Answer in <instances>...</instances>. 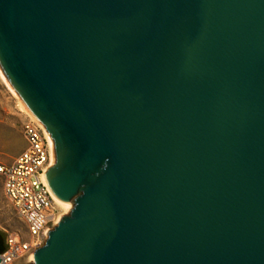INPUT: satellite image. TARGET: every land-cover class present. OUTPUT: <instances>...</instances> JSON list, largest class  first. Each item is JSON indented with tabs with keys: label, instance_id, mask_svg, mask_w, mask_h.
Here are the masks:
<instances>
[{
	"label": "water",
	"instance_id": "95a60500",
	"mask_svg": "<svg viewBox=\"0 0 264 264\" xmlns=\"http://www.w3.org/2000/svg\"><path fill=\"white\" fill-rule=\"evenodd\" d=\"M0 66L74 203L32 264H264V0H0Z\"/></svg>",
	"mask_w": 264,
	"mask_h": 264
},
{
	"label": "built area",
	"instance_id": "2783aa9c",
	"mask_svg": "<svg viewBox=\"0 0 264 264\" xmlns=\"http://www.w3.org/2000/svg\"><path fill=\"white\" fill-rule=\"evenodd\" d=\"M26 149L9 165H0L4 195L24 231L9 233L0 264L34 262L49 233L59 224L62 209L51 192L46 174L53 162V146L42 123L32 117L23 126Z\"/></svg>",
	"mask_w": 264,
	"mask_h": 264
},
{
	"label": "rangeland",
	"instance_id": "374dc122",
	"mask_svg": "<svg viewBox=\"0 0 264 264\" xmlns=\"http://www.w3.org/2000/svg\"><path fill=\"white\" fill-rule=\"evenodd\" d=\"M23 103L0 66V165L11 164L26 149L23 126L32 116L23 108ZM71 204L74 208V203ZM61 213L63 218L71 214L66 209ZM15 231L23 232L24 226L6 199L0 178V234L6 236V244L9 233Z\"/></svg>",
	"mask_w": 264,
	"mask_h": 264
},
{
	"label": "bare ground",
	"instance_id": "6f19581e",
	"mask_svg": "<svg viewBox=\"0 0 264 264\" xmlns=\"http://www.w3.org/2000/svg\"><path fill=\"white\" fill-rule=\"evenodd\" d=\"M23 108H24L29 114H31V116H32L36 121H38V122L41 123V121L39 120V118L34 114V112L28 107V105H27L25 102L23 103ZM42 125H43V124H42ZM48 137H49V139H50V141H51V144H52V146H53V162H54V160H55V146H54L53 140H52V138H51V136H50L49 133H48ZM56 200H57L59 206H60L62 209H66L68 212H72V211L74 210V208L72 207L71 202H67V203H65V202H63V201H60L58 198H56ZM61 220H63V216H61L60 221H61Z\"/></svg>",
	"mask_w": 264,
	"mask_h": 264
},
{
	"label": "trees",
	"instance_id": "16d2710c",
	"mask_svg": "<svg viewBox=\"0 0 264 264\" xmlns=\"http://www.w3.org/2000/svg\"><path fill=\"white\" fill-rule=\"evenodd\" d=\"M1 236L3 237V245H2V247L0 248V252H3V251H5V249H6V236L3 235V234H1Z\"/></svg>",
	"mask_w": 264,
	"mask_h": 264
},
{
	"label": "flooded vegetation",
	"instance_id": "af4514ba",
	"mask_svg": "<svg viewBox=\"0 0 264 264\" xmlns=\"http://www.w3.org/2000/svg\"><path fill=\"white\" fill-rule=\"evenodd\" d=\"M55 164H56V155H55V160H54V162H52L50 168H52ZM2 245H3V237L0 234V248L2 247Z\"/></svg>",
	"mask_w": 264,
	"mask_h": 264
}]
</instances>
